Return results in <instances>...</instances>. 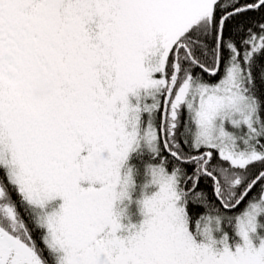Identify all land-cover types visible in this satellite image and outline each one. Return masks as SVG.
Segmentation results:
<instances>
[{"label": "rangeland", "instance_id": "obj_1", "mask_svg": "<svg viewBox=\"0 0 264 264\" xmlns=\"http://www.w3.org/2000/svg\"><path fill=\"white\" fill-rule=\"evenodd\" d=\"M215 2L8 1L10 21L28 28L44 65L33 56L12 60L14 78L0 61V161L41 213L60 264H264V191L237 217L238 243L208 236L198 244L176 175L151 166L153 191L137 203L139 222L124 219L128 158L141 144L156 146L152 104L166 85L172 47L211 17ZM260 44L254 37L246 57ZM240 73L235 63L214 85L186 79L170 108L175 115L185 101L197 138L244 166L263 153L245 148L257 109Z\"/></svg>", "mask_w": 264, "mask_h": 264}, {"label": "trees", "instance_id": "obj_2", "mask_svg": "<svg viewBox=\"0 0 264 264\" xmlns=\"http://www.w3.org/2000/svg\"><path fill=\"white\" fill-rule=\"evenodd\" d=\"M263 35L264 0H216L211 17L192 25L174 43L165 70L166 85L152 104L156 146L152 149L141 144L128 158L133 181L124 203L125 220L139 222L141 212L137 203L143 193L153 191L148 170L159 166L176 175L186 225L198 244L208 236L238 243L236 219L248 206L260 202L264 191ZM256 36L261 38V44L248 58L246 54ZM176 55V76L164 105ZM235 63L241 72V90L254 101L257 109L256 131L251 132L245 148L263 153L244 166L232 164L220 156L217 148L197 138L192 111L185 101L176 107L175 115L170 108L186 79L214 85ZM259 218L263 229L264 214ZM0 264H60L56 250L48 243L41 213L10 179L1 161Z\"/></svg>", "mask_w": 264, "mask_h": 264}, {"label": "flooded vegetation", "instance_id": "obj_3", "mask_svg": "<svg viewBox=\"0 0 264 264\" xmlns=\"http://www.w3.org/2000/svg\"><path fill=\"white\" fill-rule=\"evenodd\" d=\"M8 1L5 0L0 9V43L3 49L0 61L6 62L5 69L11 74V77L17 78L20 73L10 61L28 62L29 58L33 56V59H38L37 64L39 66L44 64L40 62L41 56L37 51L38 45L29 39L28 28L20 27L15 22L10 21L9 11L7 10ZM170 11L175 12L174 7ZM166 13L168 14L169 11H166ZM10 67L16 69L17 72L12 74L9 71Z\"/></svg>", "mask_w": 264, "mask_h": 264}, {"label": "water", "instance_id": "obj_4", "mask_svg": "<svg viewBox=\"0 0 264 264\" xmlns=\"http://www.w3.org/2000/svg\"><path fill=\"white\" fill-rule=\"evenodd\" d=\"M4 1L5 0H0V9H1L2 3H4ZM177 51H178V49L176 50V54H177ZM2 54H3V49H2V45L0 43V58L2 57ZM9 71L12 74H15L17 72L16 69H14L13 67H10L9 68ZM176 71H177V55L175 57V61H174V71H173V75L171 77L170 84H169V87H168V90H167V95L165 97L164 105H166V103H167V99H168L169 93L171 91V88H172V85H173V82H174V79H175V76H176ZM162 131H163V127H162Z\"/></svg>", "mask_w": 264, "mask_h": 264}]
</instances>
